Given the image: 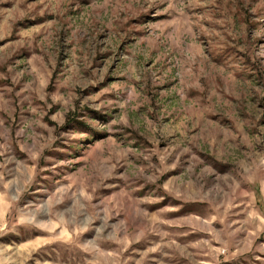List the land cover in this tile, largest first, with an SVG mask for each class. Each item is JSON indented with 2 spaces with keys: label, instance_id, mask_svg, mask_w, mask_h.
Returning a JSON list of instances; mask_svg holds the SVG:
<instances>
[{
  "label": "rangeland",
  "instance_id": "obj_1",
  "mask_svg": "<svg viewBox=\"0 0 264 264\" xmlns=\"http://www.w3.org/2000/svg\"><path fill=\"white\" fill-rule=\"evenodd\" d=\"M0 264H264V0H0Z\"/></svg>",
  "mask_w": 264,
  "mask_h": 264
}]
</instances>
